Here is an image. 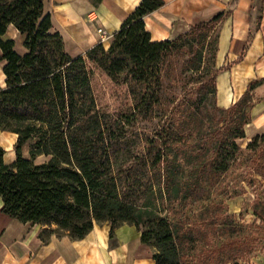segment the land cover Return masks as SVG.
Returning <instances> with one entry per match:
<instances>
[{"label":"trees","instance_id":"obj_1","mask_svg":"<svg viewBox=\"0 0 264 264\" xmlns=\"http://www.w3.org/2000/svg\"><path fill=\"white\" fill-rule=\"evenodd\" d=\"M163 5L164 0H140L107 47L100 42L72 56L62 35L51 30L43 0H0V59L5 61L0 130L17 135L13 160L4 161L5 149L0 145L2 210L23 223L40 225L43 240L45 231L82 238L99 220L110 221L109 235L113 236L114 228L126 222L140 231L141 242L149 244L155 238V264H188L182 261L175 228L167 216L159 215L158 201L186 198L193 192L209 196L210 186L244 150L255 155L264 148V134L252 135L245 146L237 142L245 138L244 125L251 118V91L256 84L251 82L229 106L216 105L221 116L214 128L204 124L205 115L212 120L208 111L193 108L185 115L193 122L191 132L184 135L186 127H175L170 111L166 117L171 121L145 133L137 152L126 150L120 156L129 137L119 134L114 122L123 117L130 124L149 116L155 105L159 107L165 63L197 31L199 37H206L224 15L218 12L174 38L152 40L144 16ZM9 25L21 35L23 52L15 48L13 37L5 35ZM92 65L126 84L133 103L125 111L110 113L98 108ZM217 73L212 85L204 84V97L211 93L216 98ZM192 132L198 136L196 141L190 140ZM27 140L25 156L22 146ZM184 143H189L190 150H174ZM41 155L47 159L37 161ZM252 172L264 178V162ZM203 182L210 186L204 188ZM138 197H143L142 202ZM253 214L261 220L264 217L256 209ZM140 224L147 228L140 229Z\"/></svg>","mask_w":264,"mask_h":264},{"label":"crops","instance_id":"obj_2","mask_svg":"<svg viewBox=\"0 0 264 264\" xmlns=\"http://www.w3.org/2000/svg\"><path fill=\"white\" fill-rule=\"evenodd\" d=\"M140 0H43L49 14L51 30L58 31L66 51L83 54L102 43L107 47L122 21ZM224 11L219 22L216 75V101L227 107L240 98L251 82L253 106L251 118L244 125L245 139L264 134V0H164V5L144 16L145 28L152 40L169 38L178 24L207 20ZM225 11H229L225 13ZM13 29L9 25L5 35ZM22 46V44H21ZM23 47V46H22ZM2 53L0 49V54ZM0 59V85L4 83ZM251 125V132L246 127ZM10 134L11 131L0 130ZM1 143V142H0ZM1 145V144H0ZM2 146V145H1ZM3 159L10 153L7 146ZM0 196V264H155L153 251L141 242L140 231L133 224H121L109 235L110 226H93L82 238L50 233L39 236L38 224H27L2 210ZM247 264H264V254Z\"/></svg>","mask_w":264,"mask_h":264},{"label":"rangeland","instance_id":"obj_3","mask_svg":"<svg viewBox=\"0 0 264 264\" xmlns=\"http://www.w3.org/2000/svg\"><path fill=\"white\" fill-rule=\"evenodd\" d=\"M45 6L46 11L48 4ZM201 21L206 20L178 24L177 32L169 38L189 32L190 26ZM218 32L219 23L206 32V37H199L200 31H197L191 36L192 40L184 41L177 56L165 63L162 72L161 104L159 107L155 105L149 116L131 121L130 124L123 117L114 122L117 132L129 137V145L122 147L120 156L126 150L137 152L145 133H153L171 121L170 117H166L170 111L173 125L186 127L185 131L182 130L184 135L191 132L190 128L193 126L191 118L185 115L195 108H200L202 113L208 111L212 116L211 123L207 120V115L204 116L205 125L211 124L212 128L216 126L221 116L216 110L218 104L213 94L208 93L204 97V84L208 82L212 85L218 71ZM8 34L14 36L15 48L23 52L25 48L21 46L22 38L16 35L13 29H10ZM92 70L91 82L98 108L110 113L125 111L133 103V96L127 91L126 84L111 79L95 65H92ZM246 130L251 132V125H248ZM189 137L191 141H196L198 136L192 132ZM15 141L10 134H3L0 140L2 146L10 149V153L5 156L7 161L14 158ZM246 141L245 138L237 140L241 146H245ZM188 145L189 143L178 144L174 150H190ZM261 148L255 155L244 150L237 162L220 178V182H215L212 186L208 185V182L201 183L204 188L210 186L209 196L203 197L193 192L186 198L179 196L171 201H158L159 215L167 216L177 232L176 242L182 261L184 259L188 264H247L261 252L264 254V217L261 220L253 214V209L264 214V178L252 172L256 164L264 162V148ZM28 150L29 140L22 146V154L28 155ZM246 154L251 155L252 160L257 157L256 163L248 161ZM46 159L47 156L41 155L36 160ZM249 178H252V183L248 182ZM138 198H141L138 201L142 202L143 197ZM104 225L110 226V221H94L93 226ZM139 227L142 230L147 228L145 224H140ZM44 236H48L47 231ZM154 241L153 237L147 244L153 253Z\"/></svg>","mask_w":264,"mask_h":264}]
</instances>
